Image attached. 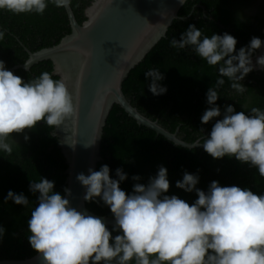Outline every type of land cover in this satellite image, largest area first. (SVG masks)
Instances as JSON below:
<instances>
[{
	"label": "clouds",
	"instance_id": "clouds-1",
	"mask_svg": "<svg viewBox=\"0 0 264 264\" xmlns=\"http://www.w3.org/2000/svg\"><path fill=\"white\" fill-rule=\"evenodd\" d=\"M71 2L0 0V10L43 15L49 4L67 9ZM6 31L0 28V41ZM237 43V38L227 32L204 35L195 24H189L178 39L170 41L173 48L191 49L218 72L215 86L206 93L208 107L200 117L203 125L214 123L205 137L186 148L202 147L214 159L234 157L264 177V109L243 105L246 111H237L232 104L223 108L217 104V89L224 85V78L233 94L241 95L246 91L244 78L257 66L264 70V54L253 63V55L264 47V41L253 36L238 50ZM31 63L24 62L25 71ZM145 77L153 95L166 93L160 69H149ZM78 107L79 91H70L65 79L44 71L24 80L0 60V152L11 154L18 143L13 134L34 129L39 122L61 129ZM29 139L25 134L24 140ZM110 172L109 165L104 164L99 170L90 168L88 175L79 173L76 179L86 189L85 201L110 209L114 217L111 229L103 218L73 207L68 198L72 195L70 188L65 187L62 194L55 190L53 180L41 176L38 181H30L29 191L36 202L27 222L28 240L42 254L43 264H264V193L250 187L221 185L216 180L203 190L197 187L199 174L184 171L175 187L196 194L189 203L168 194L170 180L163 165L147 183H140L142 177L133 175L136 183L131 192L121 187L128 179L122 168L115 170L116 178ZM8 201L25 207L30 204L23 192L12 190L5 197V203ZM4 233L5 228L0 226V238Z\"/></svg>",
	"mask_w": 264,
	"mask_h": 264
},
{
	"label": "trees",
	"instance_id": "trees-1",
	"mask_svg": "<svg viewBox=\"0 0 264 264\" xmlns=\"http://www.w3.org/2000/svg\"><path fill=\"white\" fill-rule=\"evenodd\" d=\"M93 1L72 0L71 7L78 22L86 20L85 9ZM179 16L169 26L166 36L131 69L123 82V91L144 115L193 143L197 138L205 137L214 123L203 125L200 117L208 107L206 93L209 87L215 86L218 72L191 49L173 48L170 41L173 37L178 39L189 24H195L204 35H223L225 32L233 35L238 41L237 50L246 46L253 36L264 41V0H187L180 8ZM0 28L7 29L4 40L0 41V60L24 80L44 71L53 73L51 60L40 61L29 71L13 69L27 60L29 51L53 46L71 32L66 9L51 4L43 15H18L0 10ZM153 68L163 73L161 83L167 88L166 93L158 96L149 91L145 77V72ZM54 78L59 77L54 74ZM224 79V85L217 89L220 95L217 104L221 108L232 104L237 111H246L241 107L243 105L264 109V70L254 69L244 78L242 83L246 91L241 95L233 94L230 82ZM53 131L54 128L39 122L34 129L13 134L18 143L11 154L0 152V226L5 228L0 238V258H25L36 253L28 240L27 222L36 202V196L29 191L30 181H38L41 176L53 180L55 190L62 194L66 187L68 163ZM25 134L30 137L27 141ZM101 155L103 160L98 163L97 170L107 164L113 178H116L118 167L128 174V179L121 183L126 192H131L136 183L131 179L133 175H140L139 182L147 183L163 165L168 169L170 180L168 194H176L189 203L197 198L196 194L175 187L184 171L198 173L197 187L203 190L216 180L221 185L250 187L254 192L264 193V177H260L255 168L241 164L234 157L214 159L202 147L188 149L176 145L155 130L139 124L118 104H114L107 118ZM9 190L17 194L23 192L30 200L29 206L13 201L5 203ZM86 204L97 214L112 216L110 209L102 203L86 201ZM108 227L111 229L112 226Z\"/></svg>",
	"mask_w": 264,
	"mask_h": 264
},
{
	"label": "water",
	"instance_id": "water-1",
	"mask_svg": "<svg viewBox=\"0 0 264 264\" xmlns=\"http://www.w3.org/2000/svg\"><path fill=\"white\" fill-rule=\"evenodd\" d=\"M186 1L181 4L180 0H94L85 9L86 20L82 23L70 5L66 12L71 32L53 46L29 51L26 61L31 60L30 68L51 60L53 73L65 79L70 91H79L77 113L61 129L54 128L53 134L66 143L59 142V146L68 163L66 187L72 191L68 197L72 206L103 218L108 226H112L114 217L97 214L87 207L83 199L86 189L76 177L79 173L90 174V168L97 170L103 160L102 137L114 104L176 145L187 147L195 143L181 139L177 132L144 115L123 91V82L131 69L166 36ZM261 54L264 47L253 56V63ZM15 68L25 69L24 63ZM0 264H43V256L36 252L22 259L3 258Z\"/></svg>",
	"mask_w": 264,
	"mask_h": 264
},
{
	"label": "rangeland",
	"instance_id": "rangeland-1",
	"mask_svg": "<svg viewBox=\"0 0 264 264\" xmlns=\"http://www.w3.org/2000/svg\"><path fill=\"white\" fill-rule=\"evenodd\" d=\"M254 64H255V61H254Z\"/></svg>",
	"mask_w": 264,
	"mask_h": 264
}]
</instances>
